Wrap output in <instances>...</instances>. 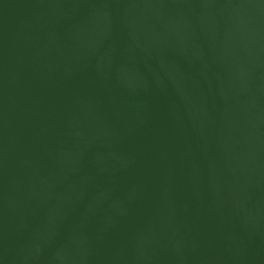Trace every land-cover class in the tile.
<instances>
[{"label":"water","instance_id":"obj_1","mask_svg":"<svg viewBox=\"0 0 264 264\" xmlns=\"http://www.w3.org/2000/svg\"><path fill=\"white\" fill-rule=\"evenodd\" d=\"M0 264H264V0H0Z\"/></svg>","mask_w":264,"mask_h":264}]
</instances>
